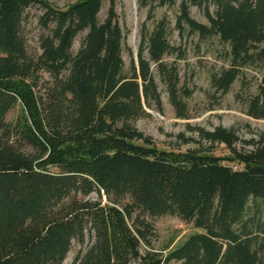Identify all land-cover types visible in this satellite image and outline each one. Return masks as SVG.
Instances as JSON below:
<instances>
[{"label": "trees", "instance_id": "trees-1", "mask_svg": "<svg viewBox=\"0 0 264 264\" xmlns=\"http://www.w3.org/2000/svg\"><path fill=\"white\" fill-rule=\"evenodd\" d=\"M109 2L102 18L105 0L65 9L0 0V264H64L75 247L72 264H264V144L239 149L235 130H200L230 150L243 165L235 169L209 150H160L135 126L146 107L162 108L157 76L188 118L177 62L191 38L222 46L212 87L225 95L240 83L248 116L264 120V0H137L148 16L129 71L117 0ZM158 7L176 9L174 25ZM175 32L186 43L174 45ZM163 216L201 232L160 257L152 220Z\"/></svg>", "mask_w": 264, "mask_h": 264}, {"label": "rangeland", "instance_id": "rangeland-1", "mask_svg": "<svg viewBox=\"0 0 264 264\" xmlns=\"http://www.w3.org/2000/svg\"><path fill=\"white\" fill-rule=\"evenodd\" d=\"M53 6L65 9L78 0H47ZM110 2L105 0L101 17L107 15ZM122 28L126 34L123 58L126 63V71H129L133 61L138 63V50L140 45V31L142 24L148 16L147 9H139L137 0H117L116 8ZM157 18L168 17L175 23L176 9L169 7H158L155 10ZM41 11L33 9L31 11L29 31L30 47L37 48L38 37L42 30L38 25V17ZM192 16L202 23H207V19L196 8L191 9ZM174 45L186 43L178 32L172 37ZM188 42V41H187ZM198 38H191L187 46V57L177 62L181 77L180 87L182 91L191 92V96L186 98L188 118H180L170 102L166 87L157 76L159 90L162 94V108L156 105L151 108L146 107L147 116L135 122L138 130L149 136L160 150L179 149L181 152L189 150H209L211 155L220 157L225 165L235 169H242L243 165L233 160L230 150L223 144H211L201 136L200 130L214 131L218 127L235 130L239 137L237 147L239 149L251 150L254 145L264 144V120L254 119L247 114V107L244 103L245 92L241 90L240 83H236L225 95L218 93L211 85V77L223 66V59L220 55L222 46L214 42L211 46L197 45ZM80 47V41L75 43L74 49ZM175 57H170V63L175 61ZM256 73L252 72L250 82L252 91L257 83ZM21 115V108L12 111L8 119L14 120ZM96 197V196H94ZM155 226V237L152 240L153 251L160 257L167 255L169 251L183 244L190 236L201 232L193 224H187L177 216H163L152 220ZM148 248L143 245L142 253L145 254ZM78 247L69 254L64 264H72ZM132 264H139L133 262Z\"/></svg>", "mask_w": 264, "mask_h": 264}]
</instances>
